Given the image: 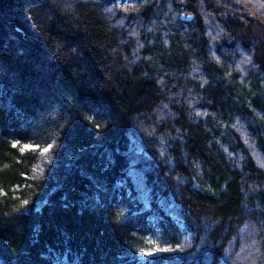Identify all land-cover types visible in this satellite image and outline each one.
<instances>
[{"label":"trees","instance_id":"obj_1","mask_svg":"<svg viewBox=\"0 0 264 264\" xmlns=\"http://www.w3.org/2000/svg\"><path fill=\"white\" fill-rule=\"evenodd\" d=\"M0 264H264V0H0Z\"/></svg>","mask_w":264,"mask_h":264},{"label":"water","instance_id":"obj_2","mask_svg":"<svg viewBox=\"0 0 264 264\" xmlns=\"http://www.w3.org/2000/svg\"><path fill=\"white\" fill-rule=\"evenodd\" d=\"M193 17H194L193 15H189V16L186 17V19H187L188 21H191V20L193 19ZM182 18H184V16H183Z\"/></svg>","mask_w":264,"mask_h":264}]
</instances>
